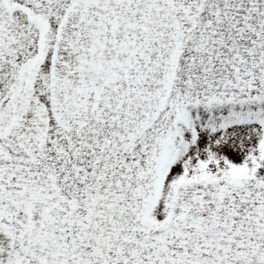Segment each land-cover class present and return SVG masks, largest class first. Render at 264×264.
Masks as SVG:
<instances>
[{"label":"snow or ice","instance_id":"snow-or-ice-1","mask_svg":"<svg viewBox=\"0 0 264 264\" xmlns=\"http://www.w3.org/2000/svg\"><path fill=\"white\" fill-rule=\"evenodd\" d=\"M0 264H264V0H0Z\"/></svg>","mask_w":264,"mask_h":264}]
</instances>
